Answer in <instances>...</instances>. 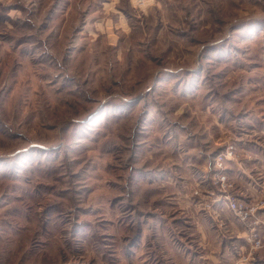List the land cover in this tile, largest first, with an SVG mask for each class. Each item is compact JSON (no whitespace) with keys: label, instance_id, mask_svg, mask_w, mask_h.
I'll use <instances>...</instances> for the list:
<instances>
[{"label":"rangeland","instance_id":"1","mask_svg":"<svg viewBox=\"0 0 264 264\" xmlns=\"http://www.w3.org/2000/svg\"><path fill=\"white\" fill-rule=\"evenodd\" d=\"M261 129L264 0H0V264L166 250L165 169L214 163L217 194Z\"/></svg>","mask_w":264,"mask_h":264},{"label":"crops","instance_id":"2","mask_svg":"<svg viewBox=\"0 0 264 264\" xmlns=\"http://www.w3.org/2000/svg\"><path fill=\"white\" fill-rule=\"evenodd\" d=\"M234 142L240 149V158L227 162L226 173L235 185V196L252 203L264 197V129L257 137L239 136ZM201 163L165 169L171 176L165 180L169 185L165 196L171 201V210L156 232L159 235L160 229L163 230L166 250L127 251L133 255L131 264H234L241 255L250 252L249 228L233 216L225 202L204 208V202L209 201L207 194L216 190L213 183L216 170L214 163L207 167ZM194 191L201 194L195 196ZM259 218L264 222V208ZM258 229L264 242V228ZM175 235L179 237L172 238ZM154 236L158 240L155 232ZM253 263L264 264V248L253 253Z\"/></svg>","mask_w":264,"mask_h":264},{"label":"built area","instance_id":"3","mask_svg":"<svg viewBox=\"0 0 264 264\" xmlns=\"http://www.w3.org/2000/svg\"><path fill=\"white\" fill-rule=\"evenodd\" d=\"M153 1L154 0H132V2H135L136 6L139 8H142V6L152 3ZM235 150L236 148L234 146H228L225 151L221 152L217 156L216 163L219 168L217 184L219 187L217 194L215 192H210L208 194L212 200L211 202L207 201L205 207L211 209L214 203L225 202L234 217L247 225L249 228L247 242L250 244V252L246 256H243L235 264H253L251 260L252 252L258 251L264 247L261 234L257 229L259 225H264L257 215V211L263 206V202H261V205H258V203L248 205L245 202L236 199L233 195L232 191L234 186L230 181H228V178L225 174H223V171L225 168L224 163L226 161L237 158ZM198 193V191H195V194Z\"/></svg>","mask_w":264,"mask_h":264}]
</instances>
